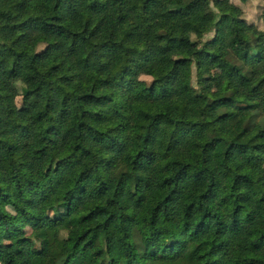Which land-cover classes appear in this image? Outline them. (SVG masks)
I'll return each mask as SVG.
<instances>
[{"label":"trees","instance_id":"1","mask_svg":"<svg viewBox=\"0 0 264 264\" xmlns=\"http://www.w3.org/2000/svg\"><path fill=\"white\" fill-rule=\"evenodd\" d=\"M243 13L0 0V264H264V29Z\"/></svg>","mask_w":264,"mask_h":264},{"label":"rangeland","instance_id":"2","mask_svg":"<svg viewBox=\"0 0 264 264\" xmlns=\"http://www.w3.org/2000/svg\"><path fill=\"white\" fill-rule=\"evenodd\" d=\"M235 4L243 8V18L249 22V23H254L258 28H263L264 29V20H263V12H264V5H262L260 2L257 0H251L250 2L248 1L246 4H242L240 0H233ZM214 36V33L209 34L205 37L204 41L209 40ZM216 75H219L218 72H215ZM141 79L143 81H147L150 83L152 81V78L142 76ZM195 82V79H194ZM17 88L19 91V96L16 98V105L18 108L22 109L30 105L33 100H27L22 96L23 93V86L21 83L17 84ZM217 90H220V86L216 87ZM260 175H264V167L260 170Z\"/></svg>","mask_w":264,"mask_h":264}]
</instances>
